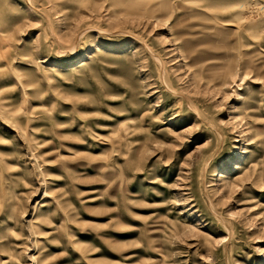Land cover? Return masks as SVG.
<instances>
[{
  "label": "rangeland",
  "instance_id": "obj_1",
  "mask_svg": "<svg viewBox=\"0 0 264 264\" xmlns=\"http://www.w3.org/2000/svg\"><path fill=\"white\" fill-rule=\"evenodd\" d=\"M0 264H264V0H0Z\"/></svg>",
  "mask_w": 264,
  "mask_h": 264
},
{
  "label": "bare ground",
  "instance_id": "obj_2",
  "mask_svg": "<svg viewBox=\"0 0 264 264\" xmlns=\"http://www.w3.org/2000/svg\"><path fill=\"white\" fill-rule=\"evenodd\" d=\"M46 193H47V191H45V195H46ZM45 195H44V197H45Z\"/></svg>",
  "mask_w": 264,
  "mask_h": 264
}]
</instances>
